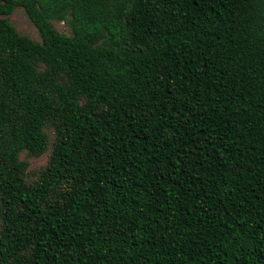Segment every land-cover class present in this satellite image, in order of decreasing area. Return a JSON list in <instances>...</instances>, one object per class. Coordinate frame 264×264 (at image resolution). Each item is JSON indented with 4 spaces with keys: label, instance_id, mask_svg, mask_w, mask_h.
<instances>
[{
    "label": "trees",
    "instance_id": "trees-1",
    "mask_svg": "<svg viewBox=\"0 0 264 264\" xmlns=\"http://www.w3.org/2000/svg\"><path fill=\"white\" fill-rule=\"evenodd\" d=\"M0 264H264V0H0Z\"/></svg>",
    "mask_w": 264,
    "mask_h": 264
},
{
    "label": "rangeland",
    "instance_id": "rangeland-1",
    "mask_svg": "<svg viewBox=\"0 0 264 264\" xmlns=\"http://www.w3.org/2000/svg\"><path fill=\"white\" fill-rule=\"evenodd\" d=\"M7 17L19 34L24 35L33 41H40L37 29L29 21L21 7L14 8ZM52 24L58 32L68 34V28L65 23L52 20ZM19 158L27 160V169L32 175L44 164L46 154H41L39 156H28L25 151H21L19 153Z\"/></svg>",
    "mask_w": 264,
    "mask_h": 264
}]
</instances>
